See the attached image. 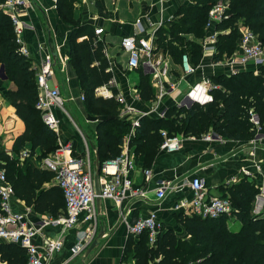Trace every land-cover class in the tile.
Listing matches in <instances>:
<instances>
[{"label": "crops", "instance_id": "1", "mask_svg": "<svg viewBox=\"0 0 264 264\" xmlns=\"http://www.w3.org/2000/svg\"><path fill=\"white\" fill-rule=\"evenodd\" d=\"M80 9L75 8L72 0L71 19L82 25L88 24L93 29L102 28V33L95 35V43L103 46L104 57L112 77L110 80L95 88L94 93L103 99L114 98L119 105V118L131 121L129 132L124 135L119 157H127L132 163V169L127 174L132 190L141 189V196L126 195L118 205L112 200L102 199L98 205L94 201L95 217L93 221L85 220L86 212L79 215L77 224L72 228H65L61 223L45 222L64 215V209L56 216L37 214L31 206L15 196L11 200L14 211L25 216L26 221L39 231L33 243L41 251L46 240L59 241L61 247L46 260V264H134L126 259V246L132 250V243L139 240L127 232L126 222L131 223L138 218L155 213L161 225V231L172 230L181 241L190 239L177 215L186 214L183 208H176L181 200H189L192 193L188 185L184 184L191 177L200 176L205 181L209 196H228L226 189L242 179L255 181L258 193L255 195L252 213H264V132L255 142H237L211 138L210 140L192 138L183 134L181 147L177 152L166 153L158 150L149 162H143V153H135L130 140L125 139L132 127V121L144 116L159 117L161 110H169L174 100L180 98L190 83L205 76L225 74L227 70L211 67L210 59L204 57L201 68L184 79L180 78L178 61L172 54L157 49V32L168 23L179 18L177 9L181 5H192L193 0H76ZM30 8L20 11L18 18L23 26L22 45L27 51L35 76L41 72L45 58H49L52 75L48 78L50 88H57L63 101L61 108L52 106L50 112L58 120L56 135L57 145L69 142V154L73 157L84 158L89 161V168L95 170L97 157V127L102 118H91L86 115L84 96L81 93L79 80L74 68V61L69 56V38L71 22L65 20L58 9V0H30ZM101 11V13L99 12ZM152 37L155 54L163 56L161 65L168 70L164 75L159 71L152 72L151 68L140 59L136 69L127 66L129 53L121 46V41L127 37ZM187 40L195 42L193 35H185ZM157 55L153 56L156 60ZM97 65V63H95ZM149 76L153 97L149 101H142L138 92V70ZM225 72V73H224ZM133 74L135 81L131 80ZM36 80V79H35ZM176 85L172 91L160 92V86L165 90L170 84ZM37 85V83H36ZM16 89L15 84L8 80L0 63V139L6 154L21 165L29 158L31 144L26 142L24 148L16 152L13 144L16 137L24 131L23 121L15 114L9 101V92ZM42 93L37 86V97ZM122 95L131 111L122 114L124 107L117 101L116 95ZM83 97V99H82ZM39 111V110H38ZM41 120L42 113L39 111ZM162 118V117H159ZM44 124V123H43ZM138 125V124H137ZM136 127V126H135ZM216 135L213 132H209ZM211 135V136H212ZM26 151L27 157L21 159V152ZM40 150L36 148L31 157L33 163L39 167ZM98 159V157H97ZM41 168V167H39ZM43 169V168H41ZM144 169L151 171L148 179L144 178ZM47 170V169H46ZM110 174H99L100 185L111 177ZM246 171L248 174H245ZM93 179V178H92ZM169 183L172 189L167 191L162 199H157L156 190L161 183ZM57 187L55 179L44 184V188ZM59 189V188H58ZM187 215V214H186ZM95 225L94 236L89 245L80 253L73 255L72 248L82 235ZM240 228V223L234 218L228 219V228ZM101 233V236L99 234ZM96 240V245L88 251V247ZM2 241V240H1ZM5 242V241H4ZM8 243V242H7ZM155 261L149 264H155Z\"/></svg>", "mask_w": 264, "mask_h": 264}, {"label": "trees", "instance_id": "2", "mask_svg": "<svg viewBox=\"0 0 264 264\" xmlns=\"http://www.w3.org/2000/svg\"><path fill=\"white\" fill-rule=\"evenodd\" d=\"M217 1L224 2L226 17L215 24V29L221 32L218 33L216 59L236 49L241 36L238 23L256 34L264 46V0H193L192 5L178 7L177 20L158 30L157 49L168 51L178 61L183 53H187L192 65L198 64L201 58L199 46L187 40L185 35L203 37L208 11ZM58 9L62 17L71 22L69 56L74 61L87 112L102 118L97 127L96 147L98 162L102 165L119 157L123 137L129 132L131 121L118 117L119 105L114 98L103 99L94 93L96 87L110 80L112 73L107 70L103 46L95 43L92 27L71 19L72 0H58ZM0 63L8 80L16 86L8 98L25 127L14 140L13 147L19 152L26 142L31 144L29 158L18 165L6 154L0 139V165L5 169L7 181L18 199L31 206L37 214L56 216L65 209L62 192L57 187L44 188L54 173L37 167L31 159L36 148L40 150L39 159L53 153L58 147L56 135L43 124L35 107L37 85L34 69L19 51L10 18L1 9ZM138 76L139 96L142 101H149L153 97L149 76L142 69L138 70ZM210 78L221 86L212 91L211 103L189 107L172 105L162 118L144 116L139 119L129 145L134 146L136 154L143 153L144 164L159 150L162 130L196 138L213 132L224 140L248 142L257 133L249 120V109L252 108L264 132V65L256 72L245 70L232 75L214 74ZM255 184V181L244 178L226 189L228 196H220L230 199L233 217L240 223L238 231L228 228L225 216L201 218L180 213L177 217L185 233L190 235L189 240L181 241L174 231L164 230L150 246L146 233H143L136 243H132L131 251L127 244L126 259L133 260L134 264H149L151 261L155 264H264V216L252 213L258 193ZM26 261L25 248L0 240V264H25Z\"/></svg>", "mask_w": 264, "mask_h": 264}, {"label": "built area", "instance_id": "3", "mask_svg": "<svg viewBox=\"0 0 264 264\" xmlns=\"http://www.w3.org/2000/svg\"><path fill=\"white\" fill-rule=\"evenodd\" d=\"M55 2V0H53ZM31 6L30 0H4L0 3V9L6 13L11 21L15 42L19 46V51L26 56L27 51L22 45L23 26L18 18V13L29 9ZM225 4L222 1L215 2L208 11L207 21L204 26L205 34L203 37L196 38L201 58L196 65H192L190 56L183 53L180 56L178 71L180 78L184 79L188 75L194 74L197 69L201 68L204 57L210 59L211 67L225 68V74L232 75L245 70H254L255 72L260 66L264 65V46L258 40L256 34L237 24V29L240 31V38L236 49L231 54H221V57L216 59L218 55L217 40L218 33L215 29V24H219L226 17ZM102 28H95L94 34L102 33ZM121 46L128 51L129 56L127 66L130 69H136L139 66L140 59L144 58V63L151 68L152 72L159 71L164 75L168 70L161 65L163 56L160 53H154V42L151 36L147 38H136L134 36L124 38L121 41ZM157 55L156 60L153 56ZM52 75L51 64L49 58H45V63L42 66L41 72L35 76L37 86L42 93L38 95L35 107L42 113L44 125L56 131L58 120L50 112L52 106L61 108L63 101L60 97L57 88H50L48 78ZM221 86L212 81L210 76L202 77L201 79L190 83L187 89L182 93L179 99L174 100V105L177 107H189L192 104L205 105L213 101L212 91L219 89ZM176 85L170 84L165 90L163 85L160 86V92L172 91ZM83 99V97H82ZM117 101L124 107L125 111L122 114L129 113L131 107L126 105L122 95H116ZM167 110H161L159 117H164ZM249 120L256 129V136L251 139V143H255L263 132L259 118L254 110L249 109ZM137 120L132 121L130 134L125 137L129 139L134 135V128L137 126ZM162 141L159 145V150L166 153L177 152L181 147L182 135L169 134L166 130H162ZM206 133L201 137L206 140L211 138L218 139L220 136ZM194 138V136H190ZM71 144L69 142L60 143L53 153L39 160L38 165L43 169H47L54 173L56 185L61 190L64 199V215L44 223H61L65 228L74 227L79 215L86 212L85 220L93 221L95 217L94 201L95 192L93 186L92 172L89 168V161L80 157H73L69 154ZM28 153L21 152V159L26 158ZM127 157H117L113 160H108L102 163L100 171L104 175L110 174L111 177L100 185V197L114 201L120 204L126 195L141 196V189L132 190L131 182L127 178V174L132 169V163L126 159ZM245 174H248L244 171ZM144 178L150 177L151 171L144 169ZM184 184L188 185L191 190L192 197L189 200H181L176 208H183L187 215H197L201 218H216L225 216L228 219L233 217L234 209L228 197L209 196L206 191L205 181L200 176L191 177ZM171 184L161 183L156 190L157 199H162L166 192L172 189ZM14 197L12 185L7 181L6 171L0 165V240L10 243L19 244L26 249L27 261L25 264H46V260L52 253L58 251L61 247L59 241L46 240L42 245L41 251L33 243V239L38 233V229L30 225L25 216L13 210L11 200ZM127 232L133 236H140L146 233L147 243L152 246L155 244L158 235L161 232V225L157 220L156 214L151 213L143 218H138L134 222H126ZM95 233V225L89 229L87 233L82 235L80 240L72 248V254L76 255L84 250L91 242Z\"/></svg>", "mask_w": 264, "mask_h": 264}, {"label": "water", "instance_id": "4", "mask_svg": "<svg viewBox=\"0 0 264 264\" xmlns=\"http://www.w3.org/2000/svg\"><path fill=\"white\" fill-rule=\"evenodd\" d=\"M101 165L98 162V159L96 157L95 159V170L93 172V186H94V192H95V203L98 205L101 201L100 197V185H99V174H100ZM101 236V233L98 237ZM96 245V240H94L91 245L88 247V251H90L94 246Z\"/></svg>", "mask_w": 264, "mask_h": 264}, {"label": "rangeland", "instance_id": "5", "mask_svg": "<svg viewBox=\"0 0 264 264\" xmlns=\"http://www.w3.org/2000/svg\"><path fill=\"white\" fill-rule=\"evenodd\" d=\"M227 3V2H226ZM74 4H76L74 7L75 8H77V9H80V7H79V5H78V3L76 2V0H75V3ZM131 80L132 81H135L136 80V77H135V75L133 74V76L131 77ZM84 112H85V114L86 115H88V116H90L91 118H98L99 116H93L91 113H89V112H87V109H85L84 108ZM254 203V202H253ZM262 216H264V213L262 214ZM235 227H233V228H231V230L232 231H235V230H237V229H235Z\"/></svg>", "mask_w": 264, "mask_h": 264}]
</instances>
